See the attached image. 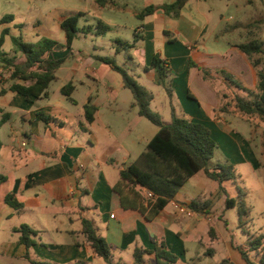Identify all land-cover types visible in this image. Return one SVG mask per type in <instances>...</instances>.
<instances>
[{
	"label": "crops",
	"instance_id": "obj_1",
	"mask_svg": "<svg viewBox=\"0 0 264 264\" xmlns=\"http://www.w3.org/2000/svg\"><path fill=\"white\" fill-rule=\"evenodd\" d=\"M207 1L210 0H188L183 10L189 8L190 14L186 17L182 10L178 18L158 9L143 20L139 19L138 14L144 8L167 4H155L154 0H149L150 5L141 11L131 10L129 0H106L104 6L95 0V10L121 16L129 13L143 21L135 30L134 37L137 36L138 41L134 39L132 49L144 48L150 37L157 39L159 34L166 38L167 42L164 38L160 42L172 51H167L165 57H162L160 47L147 50L145 47L144 58L148 56L150 60L142 66L145 77L154 83L153 71H145V67L155 54L167 61L173 80L172 100L166 93L170 114L172 102L179 115L210 130L217 144L213 158L216 160L212 164L233 165L246 192L243 172L254 175L259 183L264 176V123L250 122L221 111L227 101L222 96L231 91L219 71L232 76L248 91L256 92L257 69L238 45L257 40L264 50V23L252 29L246 27L264 16V7L260 2L246 5L245 0H227L241 2L234 3L236 12L226 17L221 10L214 14L213 9L204 4ZM78 13L90 15L82 10L70 15ZM67 16L51 19L61 27ZM98 21L112 25L111 21ZM13 22L14 16L8 23L0 24L3 25L1 32L9 29L5 43L8 37L14 36L13 28L25 27L24 24L13 25ZM35 22L41 26L40 21ZM88 26L95 25H85L81 29ZM206 33L211 34L213 43H206L203 38ZM85 34L96 36L91 32ZM65 42L66 34L61 44ZM181 43L186 47L177 48L176 45ZM117 48L115 55L121 53ZM132 49L125 51L129 54ZM66 55L68 58L56 71L47 98L26 99L11 91V69L3 71L0 67V264H32L31 260L48 264H106L86 241L82 233L83 218L91 220L111 246L115 264H136L135 248L152 251L157 243H164L178 257V262L184 259L186 264H211L214 258H219L217 264H247L241 250L247 252L252 262L258 263L260 257L250 250L248 235H264V221L258 230L251 229L256 226L251 218L264 220V188L259 197H247L246 192L245 203L250 213L245 230L249 234L242 230L241 238L238 232L229 231L224 219L228 210L226 199L232 198L225 187L224 192L218 184V188L213 186L205 193V185L200 179L198 186L202 190L191 192L186 189L201 173L204 175L203 172L189 179L175 199L151 221L139 210L122 205L120 195L114 189L120 180V171L139 159L158 129L147 128L146 133H141L129 120L128 130L121 128L118 124L122 119L120 115L130 102L121 101L120 90L107 84V80L118 81L119 73L98 60L103 56L97 54L85 56L80 51L63 49L52 57ZM260 57L264 67V53ZM129 58L133 59L131 55ZM71 61L74 64L67 66ZM96 61L101 62L98 67H94ZM203 70L211 72L210 79L205 77ZM119 75L120 87L126 89ZM16 82L25 86L32 84V81ZM54 82H60L55 91L51 89ZM69 84L73 86L71 99L62 93V88ZM80 93V100L73 98ZM238 93L251 99L243 91ZM86 105L96 109L92 123L86 121ZM128 110L132 112L133 106ZM43 118L49 119L46 122ZM136 155L138 159H133ZM147 192L143 190V195ZM10 194L22 204L21 209H14L5 202ZM192 202L200 205L198 211L189 209ZM237 217L241 228L238 213ZM22 225L31 226L37 232L31 236L35 243L30 248L19 241L21 234L17 229ZM237 237L240 243L235 241ZM188 259L190 262L187 263ZM153 263L154 254L144 256L143 264Z\"/></svg>",
	"mask_w": 264,
	"mask_h": 264
},
{
	"label": "trees",
	"instance_id": "obj_2",
	"mask_svg": "<svg viewBox=\"0 0 264 264\" xmlns=\"http://www.w3.org/2000/svg\"><path fill=\"white\" fill-rule=\"evenodd\" d=\"M101 6L105 5L106 0H97ZM188 0H175L172 3L162 6L150 5L144 8L139 14V19L155 13L158 9L166 14L178 18ZM260 2L264 7V0H245L246 5ZM81 13L69 15L61 22V28L66 34L65 44H61L53 39L43 38L39 42H25L21 37L12 36L11 40L17 51L23 54L21 62H15L14 57H10L3 52L6 36L9 29H4L0 35V61L5 63V67L11 69L10 79L13 84L10 90L16 92L26 99H40L49 96V86L56 79V71L65 63L68 55L55 58L52 55L56 51L63 49L72 50L73 41L80 33H94L96 36H104L111 27L102 21H98L95 26H88L86 29L79 28ZM13 20L12 15H7L1 19L0 24L8 23ZM264 23V16L248 24L246 27L252 29ZM22 27V26H21ZM168 36L169 33L165 32ZM138 37L135 36V42ZM117 44L124 46L125 50L134 48V44L116 40ZM238 49L247 56L252 65L258 72V84L256 92L248 91L243 88L234 78L224 71H219L226 82L230 94H223L225 101L221 111L230 112L238 115L247 121L264 123V67L260 55L264 53L263 45L257 40H251L238 45ZM120 51L117 48V52ZM98 60L109 65L111 69L121 74L123 85L129 89L133 96V105L137 107L139 116L147 119L158 127V132L149 141L146 151L141 154L139 159L120 171V180L114 187L120 195L121 203L124 207L139 210L147 220H153L166 206L175 199L177 193L185 184L200 172L214 182H217L220 189L225 192L224 183L232 182L235 184L239 200L227 198L225 205L227 209L236 208L240 227L245 233L248 225L250 208L245 203L246 192L241 187L240 176L237 174L233 165L216 164L211 166L216 151L217 144L212 138L210 130L203 124L191 121L179 115L171 102V122L165 123L161 114L151 110L150 105L154 95L144 86L139 84L134 75L127 69L117 65L115 56L98 57ZM145 71H153L154 83L163 87L170 100H172V78L169 64L158 54H155L150 64L145 67ZM206 78H211V72L203 70ZM17 80L32 81L30 86L22 85ZM73 90L72 84L62 88V93L71 99ZM243 91L251 99L242 97L238 92ZM1 92L4 93V90ZM230 98V99H228ZM96 109L91 105L85 106V118L87 123L94 121ZM6 118V116H5ZM49 119V118H48ZM48 119L43 118L44 121ZM143 190L152 193V196L143 195ZM5 202L14 209H21L22 204L18 202L14 194L5 198ZM199 204L192 202L189 209L199 210ZM204 210V209H202ZM17 231L21 234L19 241L27 248H30L35 241L31 236L37 235L36 230L28 225H22ZM82 233L93 249L96 256L102 258L106 264H115L111 246L100 236L95 224L86 218L82 219ZM250 250L255 251L260 259L259 262H252L244 250L241 254L247 264H264V235H248ZM154 254L153 264H177L178 257L170 252L164 243H157L154 250L136 247L134 250V260L136 264L144 263V256ZM28 258V256H26ZM32 264H48L31 260ZM74 264H82L77 262Z\"/></svg>",
	"mask_w": 264,
	"mask_h": 264
},
{
	"label": "rangeland",
	"instance_id": "obj_3",
	"mask_svg": "<svg viewBox=\"0 0 264 264\" xmlns=\"http://www.w3.org/2000/svg\"><path fill=\"white\" fill-rule=\"evenodd\" d=\"M123 2V0H120ZM119 2V1H118ZM169 0H154V3H168ZM241 1H227V0H210L207 1L206 4L209 8H212L213 13L217 14L218 10H221L222 13L228 17L229 15H233L236 12V7L233 5L234 3H240ZM95 0H0V21L7 15L14 16L13 25L16 24H24L25 27L23 29L13 28L11 32L14 36H21L27 42H39L43 38L54 39L60 43L65 41V32L61 29L60 25L54 23L55 19H51L52 17L58 18L61 15H70L71 13H76L78 10H82L84 12H89L90 15L80 17L79 27L82 28L85 25H96L99 19H104L106 22L111 21V30L104 36H94L92 34H80L74 41L72 49L74 51H80L82 55H100L103 57H112L115 56V60L117 65L127 69V71L134 75L139 84L146 87L153 95L154 98L151 102L150 108L152 111L161 114L162 120L165 123L171 122V114L168 105V98L166 95V90L151 82V80L147 79L144 75L142 66L145 65L146 61L149 63L148 56L144 58L143 51L148 48H158L160 47L162 50V57L167 56V51H172L170 47H164V43L160 42L163 38L166 40L162 34L157 36V39H152L151 37L148 41L145 42L144 48L141 49H132L129 54L125 51L124 46H120L116 43V40H121L123 42L134 43V33L135 30L143 23V21L134 17L133 15L126 13L124 16L120 14H112L109 11H102L101 13L96 12L95 10ZM150 5L149 0H129V6L131 10L136 9L137 11H141L144 7ZM184 16L188 17L190 14L189 8L183 10ZM98 13V14H97ZM96 15H99L98 18ZM103 17V18H102ZM35 21H40L41 26L39 27ZM4 25V24H3ZM2 25V26H3ZM2 26L0 25V33ZM211 27L209 28V30ZM208 30V31H209ZM207 31V33H208ZM48 33V34H46ZM204 34L203 38L206 40V43L210 44L212 37L211 34ZM229 37H222V39H227ZM214 39V38H213ZM232 39V37H231ZM174 40V39H173ZM199 40V39H197ZM175 41V40H174ZM167 42V40H166ZM140 46H143L140 43ZM179 46L186 47L184 43L176 45L177 48ZM119 47L121 53L115 55V49ZM3 52H6L10 57H14L15 62H21L23 59V54L17 51V48L13 45L10 37L7 38L6 43L3 47ZM154 53V50H153ZM129 55L133 59L129 58ZM175 61L174 63H176ZM5 63L0 61V67L3 71H6L8 68L5 67ZM74 61L67 63V66L73 65ZM101 64L100 61H96L94 67H98ZM177 67V65H175ZM120 75L118 74V81L115 80H107V84L111 86L114 90H120V100L129 101L127 107H124L123 115H120L122 119L119 120L118 124L125 131L128 130V120L133 124L134 127L139 129L140 132L146 133L147 128L150 129H158L155 125H153L150 121L143 117L138 116V109L136 106L132 105L134 102L132 93L129 89H122L120 87L121 80ZM60 82H54L51 86L53 91L59 86ZM82 93L76 94L73 96L74 99L80 100L82 97ZM69 104V103H67ZM133 106V111H129L128 108ZM74 108V107H72ZM139 122H142L139 124ZM139 156H135L133 159H138ZM216 159L211 161V166H213V162ZM244 183L247 197H259L263 195L261 192L264 188V176L261 179V183L257 180V178L251 173L245 171L243 172ZM202 180L204 183L205 193H209L213 186H218V183L210 181L207 179L202 173L194 179L186 189L189 191H193L195 189H199L198 186L199 180ZM224 187L226 189L227 194L235 199H238L237 189L234 183L228 181L224 183ZM218 188V187H217ZM202 190V188H200ZM261 205V204H260ZM253 217V216H252ZM225 220L228 222L227 228L230 232H238V236L241 238L242 228L238 227V217L235 209H228L225 211ZM253 219V223L256 225L252 230H258V226L263 223V219L259 217L251 218ZM256 227V228H255ZM248 229V227H246ZM239 237L236 238V242L240 243ZM209 259H211L209 257ZM184 259H181L178 264H186ZM219 258L211 259V264L219 263ZM190 260H187V263Z\"/></svg>",
	"mask_w": 264,
	"mask_h": 264
},
{
	"label": "built area",
	"instance_id": "obj_4",
	"mask_svg": "<svg viewBox=\"0 0 264 264\" xmlns=\"http://www.w3.org/2000/svg\"><path fill=\"white\" fill-rule=\"evenodd\" d=\"M147 196L151 197L152 196V193L147 192Z\"/></svg>",
	"mask_w": 264,
	"mask_h": 264
}]
</instances>
